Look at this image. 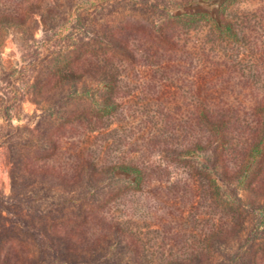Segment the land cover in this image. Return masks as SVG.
<instances>
[{"label": "rangeland", "instance_id": "1", "mask_svg": "<svg viewBox=\"0 0 264 264\" xmlns=\"http://www.w3.org/2000/svg\"><path fill=\"white\" fill-rule=\"evenodd\" d=\"M219 9L0 0V264H264V0Z\"/></svg>", "mask_w": 264, "mask_h": 264}, {"label": "trees", "instance_id": "2", "mask_svg": "<svg viewBox=\"0 0 264 264\" xmlns=\"http://www.w3.org/2000/svg\"><path fill=\"white\" fill-rule=\"evenodd\" d=\"M228 0H223L221 2H218V0H206V2L209 3H213V4H217L218 6V12L217 15H213V14H209V13H202L203 15H208L210 17V19L214 22V24L219 27L222 28V19L220 16V7L226 3ZM220 149V146L218 148V150ZM264 153V141H259L258 143H256L255 145H253L252 149H251V154L255 157L258 155H261ZM218 158H220V155L218 156ZM119 171H122L123 173H126L128 175H131L135 182H138L141 178V172L135 168L132 167H128V166H120L117 168Z\"/></svg>", "mask_w": 264, "mask_h": 264}]
</instances>
